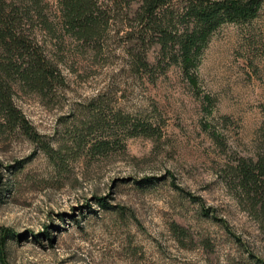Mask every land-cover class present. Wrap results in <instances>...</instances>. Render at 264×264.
I'll use <instances>...</instances> for the list:
<instances>
[{"label":"rangeland","instance_id":"374dc122","mask_svg":"<svg viewBox=\"0 0 264 264\" xmlns=\"http://www.w3.org/2000/svg\"><path fill=\"white\" fill-rule=\"evenodd\" d=\"M119 30L66 56L43 95L13 87L39 137L0 120V246L16 235L0 264H264V233L223 182L264 150V1L211 36L196 84L174 64L132 74Z\"/></svg>","mask_w":264,"mask_h":264},{"label":"trees","instance_id":"16d2710c","mask_svg":"<svg viewBox=\"0 0 264 264\" xmlns=\"http://www.w3.org/2000/svg\"><path fill=\"white\" fill-rule=\"evenodd\" d=\"M263 1L57 0L54 18L59 19L55 21L42 0H0V120L31 140L38 139L25 114L13 102V87H28L37 95L52 90L63 81L61 66L66 56L82 48L100 54L105 34L115 24L121 27L115 33L123 32L119 48L128 58L132 74L153 78L162 64H174L189 84H196V69L211 36L225 24L255 19ZM153 47L158 48L155 64L147 59ZM125 119L116 121L127 130L138 128L129 116ZM72 142L76 146L81 139ZM108 143L98 141L90 148ZM224 172L227 175L223 182L233 198L264 233V150L252 158L238 159ZM14 237L12 231L4 232L0 262H4L5 239Z\"/></svg>","mask_w":264,"mask_h":264}]
</instances>
